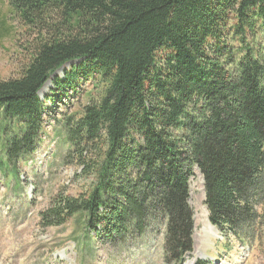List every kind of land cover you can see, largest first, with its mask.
I'll return each mask as SVG.
<instances>
[{
  "label": "trees",
  "instance_id": "16d2710c",
  "mask_svg": "<svg viewBox=\"0 0 264 264\" xmlns=\"http://www.w3.org/2000/svg\"><path fill=\"white\" fill-rule=\"evenodd\" d=\"M8 4L33 41L17 76L0 81L1 173L15 178L17 162L36 151L46 105L60 99L51 92L39 100L48 81L61 92L92 86L85 106L61 120L67 159L88 188L56 196L39 213L43 227L77 217L99 243L116 246L164 224L163 264H183L193 251L196 168L208 221L222 240L258 245L264 0Z\"/></svg>",
  "mask_w": 264,
  "mask_h": 264
},
{
  "label": "rangeland",
  "instance_id": "374dc122",
  "mask_svg": "<svg viewBox=\"0 0 264 264\" xmlns=\"http://www.w3.org/2000/svg\"><path fill=\"white\" fill-rule=\"evenodd\" d=\"M32 41L33 35L15 18L8 0H0V81L17 76ZM54 76L64 78L62 71ZM44 86L38 94L41 102L51 92L60 99L46 105V126L36 151L17 162L15 178L0 172V264H163L164 224H152L143 236L116 246L99 243L77 217L59 227L41 225L39 213L56 196L77 197L88 188L89 180L67 159L71 149L61 120L85 106V93L92 88L82 83L74 92L55 91L51 80ZM193 181H198L196 168L189 194L195 213L194 249L184 264H264V229L253 247L204 233L203 221L196 219L197 207L205 208L204 200L200 188H191Z\"/></svg>",
  "mask_w": 264,
  "mask_h": 264
},
{
  "label": "bare ground",
  "instance_id": "6f19581e",
  "mask_svg": "<svg viewBox=\"0 0 264 264\" xmlns=\"http://www.w3.org/2000/svg\"><path fill=\"white\" fill-rule=\"evenodd\" d=\"M196 175L198 177V181L195 183L193 181L191 188H200L201 190V198L204 200V192H203V187H202V179L200 177L199 172L196 170ZM199 214L196 219H201L203 222V231L204 233L208 234L209 236L215 237V233L213 232L212 228L209 226L208 219H207V212L206 208H203L201 205L197 207Z\"/></svg>",
  "mask_w": 264,
  "mask_h": 264
}]
</instances>
